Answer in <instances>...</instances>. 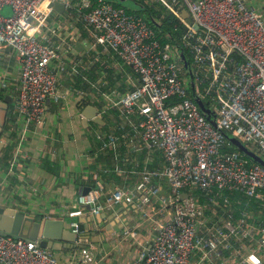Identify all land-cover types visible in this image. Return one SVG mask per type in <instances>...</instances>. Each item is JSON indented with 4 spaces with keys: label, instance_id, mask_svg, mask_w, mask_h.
Wrapping results in <instances>:
<instances>
[{
    "label": "built area",
    "instance_id": "obj_1",
    "mask_svg": "<svg viewBox=\"0 0 264 264\" xmlns=\"http://www.w3.org/2000/svg\"><path fill=\"white\" fill-rule=\"evenodd\" d=\"M54 1L77 6L94 44L111 47L140 79L114 105L125 116L141 117L139 140L161 153L164 166L111 193L115 204L131 203L142 192L158 200L143 212L159 216L157 233L134 264H207L231 250L238 256L246 248L250 251L240 264H254L252 257L263 264L264 167L227 138H237L264 159L263 13L244 0H155L185 25L180 41L191 52V86L183 64L172 59L176 46H163L143 14L107 0H0V45L13 49L21 62L15 99L25 122L21 139L30 124L43 122L48 101L59 99L58 75L50 64L56 61L62 68L63 50L48 42L45 31ZM5 5L11 6V15L2 14ZM185 10L190 23L183 17ZM195 96L212 111L215 124ZM155 178L167 181L166 191L153 183ZM103 190L98 183L79 195V204L99 215ZM190 190L201 192L205 206L220 214L216 221L203 219V208L190 198ZM183 192L188 198H181ZM237 194L253 200L257 211L236 214ZM250 212L257 213L256 221L249 220ZM71 226L80 232L77 221ZM244 239L254 245L243 244ZM0 264L59 261L36 241L0 235Z\"/></svg>",
    "mask_w": 264,
    "mask_h": 264
},
{
    "label": "crops",
    "instance_id": "obj_2",
    "mask_svg": "<svg viewBox=\"0 0 264 264\" xmlns=\"http://www.w3.org/2000/svg\"><path fill=\"white\" fill-rule=\"evenodd\" d=\"M71 1L76 4L78 0ZM107 1L127 8V0ZM244 1L264 17V0ZM9 7L5 5L2 13ZM45 31L48 42L63 50L62 68L59 62L50 64L58 75L59 99L48 101L43 122L30 124L24 139L20 132L25 122L15 109L21 62L13 49L0 45V105L4 98H12L1 136L0 206L33 214L37 221L66 220L70 226L77 221L79 233L71 226L74 233L64 230L54 248H47L59 264H134L157 233L159 216L150 213L146 217L143 212L157 206L158 200L142 192L131 203L115 204L111 193L116 187L136 185L146 171L164 166L161 153L139 140L141 117L125 116L114 105L121 95L139 86L140 79L111 47L94 44L77 6H65L63 11L52 8ZM87 105L98 110L103 122L82 123ZM3 118L0 110V122ZM109 140L113 143L104 147ZM98 183L104 190L97 201L100 214L96 215L77 199L83 190ZM153 183L163 191L168 187L165 179L155 178ZM199 205L203 219L210 223L220 216L213 215L204 201ZM248 218L256 221L257 213H248ZM242 243L254 245L248 239ZM249 251L246 248L235 256L231 250L206 263L240 264Z\"/></svg>",
    "mask_w": 264,
    "mask_h": 264
},
{
    "label": "water",
    "instance_id": "obj_3",
    "mask_svg": "<svg viewBox=\"0 0 264 264\" xmlns=\"http://www.w3.org/2000/svg\"><path fill=\"white\" fill-rule=\"evenodd\" d=\"M49 7L55 10H64L65 5L61 1H54L49 4ZM183 17L187 20V23H190L191 20L189 18V14L185 10V14ZM153 24L155 20H151ZM172 59L177 62L183 64L186 72L188 73L189 83L193 86L192 83V75H191V67L190 62L184 54L183 50H180L178 47H174L171 49ZM12 98H4L2 105H0V110L3 111L4 118L3 121L0 122V150L2 148L1 136L3 135L7 116L10 113L11 109L9 105L12 103ZM197 103L199 104L200 109L203 113L207 115V118L211 120L213 124H215V119L213 118L212 111L204 104V102L195 96ZM89 121L95 123L103 122L102 115L98 114V110L91 106L87 105L83 110V118L82 123L88 124ZM228 140L232 143V145L238 150L244 152L246 155L251 157L255 162L259 163L264 167V159L259 156L254 151L249 150L240 140L233 136H228ZM89 190H83L82 193L85 194ZM189 194L187 192H183L181 194V198H188ZM78 200V199H77ZM79 204V202H78ZM81 206V204H79ZM90 208L89 206H85V208ZM81 229V226H79ZM64 230H68L70 233H74L71 230L70 223L66 220H49L43 219L37 221L33 214H27L21 210H15L13 208H6L0 206V235H10L19 238H25L28 240H33L38 243L39 246L44 248H54V244L57 240H60L62 235L64 234ZM76 233V232H75ZM75 238H78V235H75ZM77 246V245H76ZM74 246V247H76Z\"/></svg>",
    "mask_w": 264,
    "mask_h": 264
},
{
    "label": "trees",
    "instance_id": "obj_4",
    "mask_svg": "<svg viewBox=\"0 0 264 264\" xmlns=\"http://www.w3.org/2000/svg\"><path fill=\"white\" fill-rule=\"evenodd\" d=\"M138 6L140 5L139 9H141V14L143 13L147 19L150 21L153 19L155 20L156 24H153L157 30V37L160 40L163 46L167 44L175 45L176 47H180V50L184 51L187 59L191 63V52L184 48L181 44V35L184 31L185 25L176 17L174 14L169 12L166 7L161 5L160 3H148L144 0H132ZM122 6V5H121ZM124 7V6H123ZM128 9V8H127ZM129 11H132L128 9ZM134 12V11H133ZM195 192H198L195 191ZM233 201L236 202V214H239L243 210H255L257 208L254 204V201L242 196L241 194H237L233 197ZM203 202V201H200ZM264 221V216H263Z\"/></svg>",
    "mask_w": 264,
    "mask_h": 264
},
{
    "label": "rangeland",
    "instance_id": "obj_5",
    "mask_svg": "<svg viewBox=\"0 0 264 264\" xmlns=\"http://www.w3.org/2000/svg\"><path fill=\"white\" fill-rule=\"evenodd\" d=\"M124 5L128 8V9H130V10H138L139 9V7H140V5L138 6L137 4H135L133 1H131V0H127L126 2H124ZM9 8H10V10H9ZM8 9H7V12H4L3 11V13L6 15V16H8V15H11L12 14V11H11V6L9 7ZM140 12H141V9L139 10ZM2 13V14H3ZM3 14V15H4ZM249 146H250V144H248ZM196 190H193V191H189L190 192V198L192 199V200H194L196 203H200V201H204V195L201 193V192H195Z\"/></svg>",
    "mask_w": 264,
    "mask_h": 264
},
{
    "label": "clouds",
    "instance_id": "obj_6",
    "mask_svg": "<svg viewBox=\"0 0 264 264\" xmlns=\"http://www.w3.org/2000/svg\"><path fill=\"white\" fill-rule=\"evenodd\" d=\"M251 259L254 261V264H259V261H258V260H256V258H255V257H252Z\"/></svg>",
    "mask_w": 264,
    "mask_h": 264
}]
</instances>
